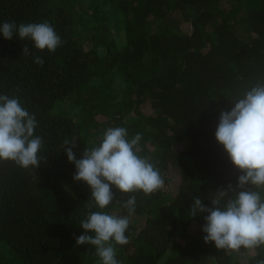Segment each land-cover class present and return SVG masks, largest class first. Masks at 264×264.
Returning <instances> with one entry per match:
<instances>
[{"label":"trees","instance_id":"1","mask_svg":"<svg viewBox=\"0 0 264 264\" xmlns=\"http://www.w3.org/2000/svg\"><path fill=\"white\" fill-rule=\"evenodd\" d=\"M5 21L47 22L61 44L49 52L0 34V95L34 115L43 141L39 168L0 161V264H101L95 246L76 244L89 211L128 216L129 242L114 245L119 264H264V246L205 243L207 213H190L194 198L212 207L241 175L215 132L220 113L264 83V0H0ZM117 127L129 140L141 135L137 155L164 187L146 195L112 186L113 201L89 209L91 188L74 181L64 148L74 143L82 159Z\"/></svg>","mask_w":264,"mask_h":264},{"label":"clouds","instance_id":"2","mask_svg":"<svg viewBox=\"0 0 264 264\" xmlns=\"http://www.w3.org/2000/svg\"><path fill=\"white\" fill-rule=\"evenodd\" d=\"M0 34L6 40L14 35L21 40L30 38L37 49L46 48L49 52H55L61 44L47 22L17 25L5 21L0 24ZM22 54H29L27 46ZM34 62L44 63L38 56ZM232 103L230 111L220 113L215 138L241 172L237 186L217 190L210 200L212 207H206L199 197L194 198L190 213L192 218L207 213L202 227L205 243L211 241L217 249L239 251L264 246V200L258 191L250 190L251 186L264 190V83H256L245 91L243 98ZM35 128L34 115L22 107L18 98L0 95V161L15 162L24 169L39 168L37 154L43 141L34 135ZM140 140L139 133L129 140L125 128H109L100 145L86 148L82 159H77L72 150L75 144L67 142L64 151L68 161L75 165L74 181H84L91 188L94 204L89 203V209L106 208L114 199L112 186L121 193L142 191L146 195L164 187L154 164L137 155L142 151ZM230 193H236L235 197ZM135 205L136 198L132 196L123 206L131 215ZM129 223L128 216L89 211L80 223L85 232L76 238V244L95 246L101 264H119L114 245L129 242L125 235Z\"/></svg>","mask_w":264,"mask_h":264},{"label":"rangeland","instance_id":"3","mask_svg":"<svg viewBox=\"0 0 264 264\" xmlns=\"http://www.w3.org/2000/svg\"><path fill=\"white\" fill-rule=\"evenodd\" d=\"M181 30H182L184 33H190L191 30H192V28H191V26L189 25V23H184V24L181 26ZM144 222H145V219H144L143 217L140 218V219L138 220V225H139V227H142L143 224H144ZM250 255H251L250 252H249V253H241V254H240V259H241L242 261H247V260L250 258Z\"/></svg>","mask_w":264,"mask_h":264}]
</instances>
